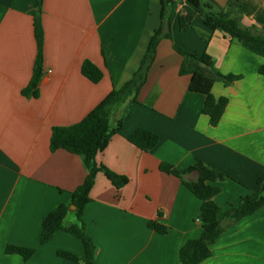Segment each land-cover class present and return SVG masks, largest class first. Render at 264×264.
<instances>
[{
	"label": "crops",
	"instance_id": "0c3cea01",
	"mask_svg": "<svg viewBox=\"0 0 264 264\" xmlns=\"http://www.w3.org/2000/svg\"><path fill=\"white\" fill-rule=\"evenodd\" d=\"M38 0H0V264H84L83 244L65 232L40 245L48 214L69 204L87 170L82 159L65 150L50 151L54 127L82 121L113 89L136 72L154 31L160 26V0H43L45 33L43 76L38 97L24 96L37 43L34 12ZM214 12L232 9L246 27L264 29V0H202ZM194 13L179 0L172 17V40L158 46L138 103L125 114L115 110L112 124L124 114L97 162L129 179L117 189L98 174L85 207L87 233L98 248L95 264H182L179 252L201 237L202 206L182 181L160 170L162 163L186 169L201 159L232 178L218 183L215 201L220 218L240 199L257 191L264 176V58L220 31H210L195 14L180 28L179 16ZM179 48L208 54L223 74L241 76L231 86L215 83L216 99L229 104L218 124L202 113L206 96L189 91L191 76L179 74ZM91 61L104 76L94 84L82 74ZM157 134L159 144L147 153L129 140L138 130ZM197 180V173L184 176ZM74 221L71 215L68 222ZM154 222L166 235L151 229ZM34 248L27 261L8 254L7 246ZM64 250L72 261L58 256ZM201 264H264V208L229 228L211 246Z\"/></svg>",
	"mask_w": 264,
	"mask_h": 264
},
{
	"label": "trees",
	"instance_id": "16d2710c",
	"mask_svg": "<svg viewBox=\"0 0 264 264\" xmlns=\"http://www.w3.org/2000/svg\"><path fill=\"white\" fill-rule=\"evenodd\" d=\"M194 11L187 15L179 16L181 29L191 26L195 14L201 17L203 25L210 31H220L232 40L240 42L246 49L264 58V29L258 30L255 26L246 27L241 22V17L228 8L222 12H214L211 5L202 0H184ZM160 26L154 31L148 48L142 57L138 69L132 78L119 89H113L82 121L64 127H54L50 139V151L65 150L78 155L87 170L84 183L71 193L69 204H62L44 219L41 227L40 245H47L59 232H65L79 240L85 249L84 264H95L98 248L87 233L85 220V207L90 203V194L94 188L98 174L102 173L117 189L128 185L129 179L119 175L106 166L97 162V156L106 150L112 137L117 134L123 125V120L128 109L138 103L142 88L148 81L150 69L156 59L158 46L162 40H172V17L178 7L179 0H160ZM43 0L37 1L34 12V35L37 43V55L34 62L33 74L29 85L23 90L24 96L38 97V87L43 76L44 67V42L45 33L42 25ZM174 49L182 56L179 74L191 76L189 91L206 96L202 113L209 117L210 125L218 126L229 100L216 99L212 88L217 82L226 86L233 85L241 76L223 74L215 66L212 58L204 53L198 55L179 48ZM264 76V66L259 70ZM82 74L90 82L98 84L103 79L102 70L91 61L82 65ZM125 106V114L112 124L115 110ZM134 146L144 152H151L159 144L160 138L154 132L140 129L129 140ZM160 170L164 173L179 178L182 183L200 200L202 206L198 222L203 233L200 238L189 240L179 252L182 264H201L212 256L211 246L236 223L256 214L264 208V176L258 182V190L243 196L236 207L229 208L220 218L222 209L215 201L216 196L222 193L218 183L232 180L229 176L210 166L201 159L186 169H177L168 163H162ZM197 173V180L187 182L184 176ZM75 210L71 211L70 207ZM74 215V221L69 223L68 218ZM149 227L161 235L168 233V228L154 222ZM8 254H18L29 260L35 253L34 248L7 246ZM58 256L72 261L80 259L74 254L61 250Z\"/></svg>",
	"mask_w": 264,
	"mask_h": 264
},
{
	"label": "water",
	"instance_id": "95a60500",
	"mask_svg": "<svg viewBox=\"0 0 264 264\" xmlns=\"http://www.w3.org/2000/svg\"><path fill=\"white\" fill-rule=\"evenodd\" d=\"M70 210H71V211H74V210H75V207H74V206H71V207H70Z\"/></svg>",
	"mask_w": 264,
	"mask_h": 264
},
{
	"label": "rangeland",
	"instance_id": "374dc122",
	"mask_svg": "<svg viewBox=\"0 0 264 264\" xmlns=\"http://www.w3.org/2000/svg\"><path fill=\"white\" fill-rule=\"evenodd\" d=\"M73 216V218H74V215H72Z\"/></svg>",
	"mask_w": 264,
	"mask_h": 264
}]
</instances>
